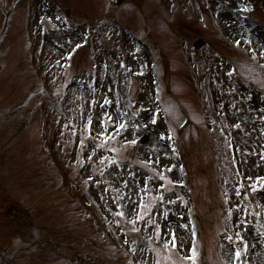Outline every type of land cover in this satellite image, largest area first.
Returning <instances> with one entry per match:
<instances>
[{"label": "rangeland", "instance_id": "374dc122", "mask_svg": "<svg viewBox=\"0 0 264 264\" xmlns=\"http://www.w3.org/2000/svg\"><path fill=\"white\" fill-rule=\"evenodd\" d=\"M4 1L0 264H264V0Z\"/></svg>", "mask_w": 264, "mask_h": 264}, {"label": "trees", "instance_id": "16d2710c", "mask_svg": "<svg viewBox=\"0 0 264 264\" xmlns=\"http://www.w3.org/2000/svg\"><path fill=\"white\" fill-rule=\"evenodd\" d=\"M4 2H5L6 14L3 13L1 15V21L6 20L8 22V20H9L8 16H9V13L11 12L10 8H12V7L14 8V6H16V8H18L19 5L22 3V1L21 0H5ZM63 180L68 181V177H66V178L63 177ZM75 191L76 192L74 194L72 193V198L78 200L80 197L81 189L75 190ZM12 223L13 222L11 220H9V224H12ZM19 224L24 225L25 223H19ZM26 230H27V228H25V230L19 229L20 232H24ZM25 240H27V239H25ZM39 240H41V242L48 241V239H46V238L39 239ZM36 241L38 242V239ZM72 243H75V247H79L80 245H87V251L83 252L80 250L81 252H80V256H79V257H85L84 261L87 264H93L96 262L98 264H106V263H108L107 259H111V257L113 255L117 254V252H115L110 257V255L112 254V251L109 249V246L106 243H104L102 240H96V239H92V240H88V241H83L82 239H81V241L77 240V239L72 241V240H70V238L53 239L52 242H46L44 244L39 245L37 248H39V250H41L40 253L47 252L49 254H53L55 257H57V256L63 257L64 255L62 254V252L64 250H69ZM114 250L115 251H123V249L120 246H116L114 248ZM87 253L90 254V256H88ZM5 257H8V253L5 254Z\"/></svg>", "mask_w": 264, "mask_h": 264}, {"label": "water", "instance_id": "95a60500", "mask_svg": "<svg viewBox=\"0 0 264 264\" xmlns=\"http://www.w3.org/2000/svg\"><path fill=\"white\" fill-rule=\"evenodd\" d=\"M207 45V43L203 40V39H199L195 44L194 47L196 49H202ZM148 140V137L145 136V138L143 139L144 142H146Z\"/></svg>", "mask_w": 264, "mask_h": 264}, {"label": "snow or ice", "instance_id": "6c2138e0", "mask_svg": "<svg viewBox=\"0 0 264 264\" xmlns=\"http://www.w3.org/2000/svg\"><path fill=\"white\" fill-rule=\"evenodd\" d=\"M120 215H123V213L121 212ZM229 239H231V237H229ZM175 241V234H173V238L172 241H170V243ZM194 255L192 257H190L189 259H191L193 261V264H196V250L195 248L192 249Z\"/></svg>", "mask_w": 264, "mask_h": 264}]
</instances>
